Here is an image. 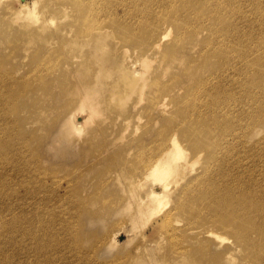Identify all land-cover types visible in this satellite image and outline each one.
Wrapping results in <instances>:
<instances>
[{
    "label": "bare ground",
    "instance_id": "bare-ground-1",
    "mask_svg": "<svg viewBox=\"0 0 264 264\" xmlns=\"http://www.w3.org/2000/svg\"><path fill=\"white\" fill-rule=\"evenodd\" d=\"M248 1L127 0L133 7L131 12L124 0H33L32 5L26 0H0V17L8 28L12 26L22 32L30 27V33H45L52 22L45 19V15L69 16L76 37L67 40L68 45L92 43L93 51L105 50L108 47L105 37L113 36L118 41L113 57L118 59L123 53V64L133 62L144 72L150 70L147 77L143 75L142 81L122 91L125 114L130 113V108L136 107L142 98L146 101L137 115L131 112L111 130L125 141L95 148L91 163L83 169L100 178L95 187L93 185L94 191L88 183L84 187L72 185L69 182L74 180L66 176L63 181L66 187L60 180L42 176L40 166L43 161L35 162L36 155L33 162L18 168L23 179L19 178L17 187L22 188L25 181V192L19 187L17 192L12 189L11 181L5 191L0 189L3 193L10 189L20 192L18 208L24 218L21 223L25 224L21 227L20 241L31 240L39 252L40 244H46L50 238L51 251L57 238L58 244L62 242L56 225L68 221L62 213L67 205L73 209L77 229H81L83 212L94 216L101 209L113 208L109 206L112 200H107L105 192L118 183L124 196L119 197L115 212L129 213L130 219L136 221L155 218L152 225L156 232L164 231L172 242L173 247L165 249L167 257L163 264H231L236 253L239 254L238 264H257L258 249L264 242V135L259 136L264 121V0ZM41 2H44L43 6H40ZM250 3L259 9L253 15L247 10ZM257 18L253 26L247 24ZM23 21L26 23H19ZM79 23L87 25V29ZM84 33L95 34H90L86 40ZM196 39L201 43L198 48H186L187 42L192 45ZM10 41L8 45L13 48L10 57L14 63L17 56L24 57L28 48H18L15 39ZM56 53L60 59L65 58L67 52H62V47L46 53L39 50L28 62L27 70L38 73V83L44 87L50 86L44 82L47 74L51 80L71 83L77 89V102L70 103L61 117L68 130L81 133L87 125L95 123L100 114L103 83L99 77L102 70L97 71L94 80L85 81L78 68L88 62H82L78 59L80 55H76L68 58L65 65H56L53 63L57 61L53 60ZM110 62L114 64L112 60ZM251 64L256 72L250 79L246 66ZM65 67L68 71L64 73ZM5 74L0 73L9 78L10 75ZM183 78L187 82L182 84ZM22 90L12 93V98ZM114 117L111 112L109 118L113 120ZM102 123L105 118L94 126L93 134L106 132ZM134 129L139 131L131 135ZM118 145L127 146L130 152L106 153ZM104 155L107 157L102 158ZM96 160L108 164L100 171V163H94ZM82 167L79 165L74 169L73 177L77 182L76 178L80 176L77 170ZM13 173L16 174L14 170ZM103 178L107 187L101 193L99 182ZM115 194L119 195L117 189ZM39 202L45 205L40 208ZM29 204L34 205V210L38 209L34 214L37 222L44 223L43 238L37 235L40 232L37 227L34 236L28 230L25 213ZM46 205H52L47 223L40 219ZM35 216L31 221L33 226L37 225ZM185 226L191 230L187 237L189 244L179 246L177 240L182 239L179 231ZM209 226L232 238L221 251L212 252L214 240L225 237ZM77 232L71 241L75 248L84 242ZM106 240L105 235L103 244ZM64 241L62 243L68 244ZM156 242L159 251L164 244L159 239ZM112 243L115 244L114 240L110 245ZM19 244L20 250L22 245ZM58 249L57 246L49 253L52 255L47 256V264H58L54 255L60 252Z\"/></svg>",
    "mask_w": 264,
    "mask_h": 264
},
{
    "label": "rangeland",
    "instance_id": "rangeland-1",
    "mask_svg": "<svg viewBox=\"0 0 264 264\" xmlns=\"http://www.w3.org/2000/svg\"><path fill=\"white\" fill-rule=\"evenodd\" d=\"M26 2L32 5L33 0H26ZM124 4L126 8L131 9L132 12L133 7L127 2V0H124ZM43 5L44 2H41L40 6ZM247 10H249V15H253L256 11H259L258 6L254 4L248 6ZM45 19L52 20V22L48 24V30L45 31V33H30V27L22 30V32L16 28L13 29L14 27L12 28V26L11 28H8L6 26L8 24H5V21H2V17H0V73L6 72V74L10 75L9 78H4L0 75V109H3L2 111L0 110V113L2 112L0 114V175L4 173V176H0V184L2 183L0 189L4 191L5 188H8L6 186H10L12 184L14 185L12 186V189H15L16 192L19 191L18 189L21 187L18 186V188L17 185H19V178L23 179V176L20 175L21 171L18 168L33 162L35 155L37 156V160L35 162L39 160L43 161L41 162L43 166H40L37 163V165L41 167L43 174H40L42 176L50 178L53 181L60 180L64 187L67 186V184L65 185V182H63L65 176L71 180H74L73 182H69L72 183V185L84 187L85 184L88 183L91 184L92 187L93 185L95 187L100 178H98L97 175L86 173V171L83 170L89 163H91L94 154L93 150L98 147L108 146L112 143L117 144L121 143L122 141L124 142V139H120L117 134L111 133V130L115 128L116 125H120L119 122L124 121V117L131 112L137 115L139 109L146 104L145 99L142 98L136 107H133V105L130 108V113H124L125 106L121 103L123 89H126L129 86H134L137 82L142 81L143 75L147 77L150 70H146L144 72L133 62H130L128 65L123 64V53L119 54L118 59L113 57L114 49L118 45V41L115 37H105V41L108 43V47H106L105 50L101 49L98 51H93L94 45L92 43L89 45L78 46L74 44L68 45L66 43L67 40H73L76 37V33H74L73 20H71L69 16L62 17L61 14L54 13L53 15H45ZM257 20L258 18L254 21L247 22V24L253 26L256 24ZM25 21L19 23L23 25L26 23ZM79 24L87 29V25H83L82 23ZM31 25L36 27L33 25V23ZM174 33L175 31H173V34ZM84 34H86L84 36L87 37V40L91 37L90 34L95 33H90L89 35H87L88 33ZM29 37L33 39H30ZM14 39L17 47L19 45L18 48L25 46L28 49L25 52L24 57L21 55L17 56L16 61L13 63L12 58L10 57L11 53L13 52V48L8 44L11 42L10 40L13 41ZM199 39H201V37ZM199 39L194 40L192 45H189L191 43L187 42L186 48H193L194 46H196L195 49L198 48L201 44ZM59 47H62V52L65 51L67 53L65 54V58L60 59H58L57 56L59 53L53 54V60H57L53 62L54 64L63 66L69 60L68 58L76 55H80L78 59L82 60V62H88V65L78 68V71L82 72L83 76L85 77L83 80H94L97 71L102 70L101 76L99 77V80L103 83V91L100 96L102 98L100 114L96 118V122L87 125L81 133L73 132L70 129L68 130L67 127L64 126L63 118L61 117L68 109L70 103L77 102V89L75 90L71 83L63 84L62 81H53L47 74H45L44 82L45 85L49 84L50 86L48 88L44 87V84L40 85L38 83L39 74L35 73L34 70H27L28 62L32 61L33 56L36 53L38 54L39 50L41 53H46L48 51L52 52V50H56ZM81 51H83V54ZM100 55L102 56L100 57ZM110 60H112L114 64H112ZM118 68H122V70L114 71V69ZM254 68L255 67L252 64L246 66L250 79L256 72ZM14 71L15 73H13ZM67 71L68 67H65L63 72L65 73ZM11 74H14V77H12ZM182 80V84L187 82L186 78H183ZM20 88H23L20 94L12 98V93H16ZM111 112H113L115 115L113 120L109 118V114ZM101 118H105V123H102V125L106 129V132H98L97 135H95V133L93 134V128L94 126L97 127V123L101 121ZM261 127L262 129L259 136L264 135V121L261 124ZM138 131L139 130L134 129V133L131 135H134ZM110 150L111 151L106 153L116 155L117 153L127 154L130 152V149L127 146L119 147V145L118 147H111ZM106 157L107 155L102 156V158ZM15 158L16 160H14ZM97 162L100 163V171L103 170L104 166H107L108 164V162L104 160L94 161V163ZM79 165H83V167L82 170H77V173L80 175L78 178H76L78 179L77 182L73 177V172L75 167ZM14 166L15 169L13 170L16 174H14L12 170V167L14 168ZM195 167H198V165L196 164ZM11 171L12 174H9ZM5 174H9V176L6 175V177ZM17 174H19L20 177H18ZM43 180L46 179L44 178ZM8 183L10 185H8ZM23 183L24 186L23 184L21 185V192H25L24 187L27 185L25 181ZM99 183V190L101 193H104L107 187L105 186V179L103 178V180ZM3 184H6L4 185V188ZM120 185L118 183L112 184L108 191L105 192L107 200H112L109 206H113V208L107 207L101 209L94 216H88L87 213L83 212L82 222L84 223V226L81 229H77V226L75 225V221L73 219V209L67 205L68 208L63 210L62 213L68 218V221H66L64 224L57 223L56 226H58L57 232L60 234V239H62L61 241L66 242L64 241L65 239L68 241V244L62 242L58 244L59 239L57 238V241L55 240L56 245H53V247L57 248L58 246V250L60 251L58 254L54 253L58 264L164 263V260L167 257V252L165 249H171L173 246L172 242L168 239V237H166L164 231H161V234L156 232L157 229L153 227L154 225H152L155 218H150L147 220L138 219L136 221L130 219L129 213L123 214L115 212L114 208L117 207L118 209L119 207V197H121V195L124 196V194L119 190L121 189ZM115 189H117L119 195L115 194ZM94 190L95 188L93 191ZM14 192V190L11 192V189L9 192L6 191L5 193L1 192L0 190V264H37L36 262H38V264H47V256H51L52 254L49 253H53L52 249H54L52 248V252L50 251L51 245L49 244H51V240H48L50 238H47L46 244L44 242H42L44 243L43 245L40 244L39 252L36 251V244H32L31 240H19L21 227H24L25 224L21 223L24 221V218L22 215H20L21 213L18 208L20 205V200L18 199L20 198V192ZM43 203L39 202L40 208H42L41 206L45 205V203ZM28 206V209L26 208L27 213H25L28 215V230L32 236H34L37 227V229L40 230L37 235H40L39 238L41 236L43 238L44 233L42 230L44 223H41V221L37 222L38 220L34 215L35 211L37 213L38 209L36 208V210H34L35 207L32 204H29ZM29 208L30 210L32 209L30 212L28 211ZM90 208L92 207L90 206ZM93 208H96V206ZM43 209H41V211L43 210V214L41 213L40 219H42L43 222L46 221L47 223L52 210V205H46L43 207ZM33 216H35L37 223L36 226H33L31 222ZM21 219L23 221H21ZM48 225L50 226L51 224L49 223ZM73 225L74 227H72ZM79 227H81V225ZM186 227L187 226H185L183 230L179 231L182 237L181 240H177L179 246L181 243L182 246H188L189 244L187 237L191 230ZM209 227L213 228L218 234L225 237L224 240H214L215 246L212 252L221 251L224 246L231 242L232 238L229 237L227 233L218 228L212 226ZM77 230L79 232H77ZM74 232H77L78 236L82 237L84 241L83 244L77 248H75V244L71 242L73 241ZM59 234H56V236L59 237ZM105 235L107 236V240L103 244ZM52 238H55V235H53ZM157 239L162 241L164 244V249L159 248L158 251V243L156 242ZM109 240L111 242L114 240L115 244L112 243V245H110ZM18 244L23 246V248L21 246L23 251L21 249L19 250L20 247ZM28 249L29 252L27 251ZM77 249L81 251H78ZM147 252V255L149 256L145 255ZM22 253H24L23 256ZM38 256H40V258ZM43 258L46 261H44ZM237 258H239L238 253L235 254V259L231 264H238L239 259ZM24 259H27V261ZM257 260V264H264V242L261 246H259ZM214 264H222V262H214Z\"/></svg>",
    "mask_w": 264,
    "mask_h": 264
}]
</instances>
